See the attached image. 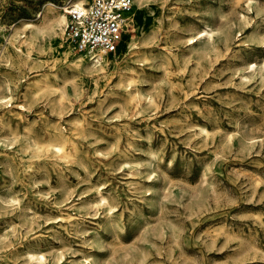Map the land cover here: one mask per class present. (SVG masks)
I'll use <instances>...</instances> for the list:
<instances>
[{
    "label": "rangeland",
    "instance_id": "1",
    "mask_svg": "<svg viewBox=\"0 0 264 264\" xmlns=\"http://www.w3.org/2000/svg\"><path fill=\"white\" fill-rule=\"evenodd\" d=\"M72 1L0 0V264H264V0H133L97 76L19 28Z\"/></svg>",
    "mask_w": 264,
    "mask_h": 264
},
{
    "label": "bare ground",
    "instance_id": "2",
    "mask_svg": "<svg viewBox=\"0 0 264 264\" xmlns=\"http://www.w3.org/2000/svg\"><path fill=\"white\" fill-rule=\"evenodd\" d=\"M134 1H135V3L136 2L142 3L145 0H134ZM251 2L252 1L249 0L246 4L248 6L253 5V4H251ZM86 4H87V2L85 0H73L67 6H63V7L60 6L62 11L57 12V13H54V11H53L55 7L53 5H49L48 7H46V9L43 13V16L41 14H39V16H42V18H40L39 23L33 22V21H26L22 25H20L19 28L22 30H28L29 31L27 35H28V41L30 43H34L35 39L40 37V36H44V35L57 36V35H60V39L64 43V44L62 43V46H65V48L63 50V55L65 57H67V59L69 56H72V58L70 60V66L72 68H74L75 71H77L79 73H84V74H88L91 76H97V75H99V73L104 72L105 66L107 64V58L103 57L101 59V61L98 63L92 62V61H90V64L84 63V62H86L85 59L80 54H77V55L73 54L74 51H73L72 46L68 43H65L63 40V37H62L64 24L66 23L67 18H68L67 12L69 10L70 11H72V10H83L85 8ZM132 5H133V3H132ZM213 34H214V30L211 29L210 26L205 25V27L199 29L193 35L189 36L187 38V40L189 41V43H193L196 40H199L203 36H206L208 39H212ZM254 66H255V64L248 65V67L251 69L254 68ZM263 66H264V62H263ZM43 80H44L43 85H39L38 81L34 82V86L37 87V90L32 91V92H34V96H37V94L40 92L49 93V91L59 90L58 86L49 83L47 78H45ZM126 93L128 95L127 99H133L134 98V96H132L130 91H126ZM64 97H65V93H64V91H61L58 94L56 101L61 102L64 99ZM9 98H10V96L7 97V99H9ZM4 100L5 99H3V97H0V102H3ZM17 106L21 109H25V107H26V105L24 103H18ZM71 125H72V131H74V132L79 131L81 129V121L79 119L75 120ZM70 142H72L71 138L61 131V127L59 126V123H55L52 127V135L50 136V139L46 142H35L32 146V150L38 156L43 155V154H48L50 152V153H53L56 156H59L61 158H68L70 156V151L67 149V144ZM100 199L104 200L103 197H100ZM67 215H69V213ZM64 220H65V218H64ZM27 254L33 258L35 256V258H37L39 260H41L43 258V256L41 254L34 253L30 250L27 251Z\"/></svg>",
    "mask_w": 264,
    "mask_h": 264
},
{
    "label": "built area",
    "instance_id": "3",
    "mask_svg": "<svg viewBox=\"0 0 264 264\" xmlns=\"http://www.w3.org/2000/svg\"><path fill=\"white\" fill-rule=\"evenodd\" d=\"M133 0H89L83 10L68 11L63 36L72 48L92 62L115 53Z\"/></svg>",
    "mask_w": 264,
    "mask_h": 264
}]
</instances>
